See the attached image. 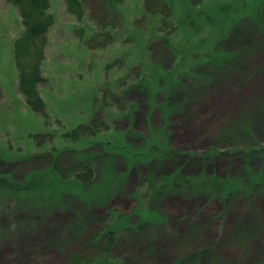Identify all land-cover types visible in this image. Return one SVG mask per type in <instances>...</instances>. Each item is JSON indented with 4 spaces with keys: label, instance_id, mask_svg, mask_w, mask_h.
Returning <instances> with one entry per match:
<instances>
[{
    "label": "rangeland",
    "instance_id": "obj_1",
    "mask_svg": "<svg viewBox=\"0 0 264 264\" xmlns=\"http://www.w3.org/2000/svg\"><path fill=\"white\" fill-rule=\"evenodd\" d=\"M115 9L88 0L79 22L51 0L39 115L14 58L22 19L0 0V174L48 187L26 193L40 214L0 191V264H175L198 251L201 264H264V32L245 21L264 26V0H166L154 16L145 0ZM211 56L231 66L206 65ZM203 65L214 80L184 90ZM77 129L78 142L64 138ZM72 150L62 179L45 155ZM89 167L95 178L75 195Z\"/></svg>",
    "mask_w": 264,
    "mask_h": 264
},
{
    "label": "trees",
    "instance_id": "obj_2",
    "mask_svg": "<svg viewBox=\"0 0 264 264\" xmlns=\"http://www.w3.org/2000/svg\"><path fill=\"white\" fill-rule=\"evenodd\" d=\"M8 3L12 4L13 6L17 7L19 11V15L22 19V23L24 25V33L21 37H19L15 41L14 45V58L16 62V66L20 73V91L25 96L28 106L31 107V109L39 114V115H45L46 113V105L40 95V86L45 81V78L42 73V65L45 61V50L46 46L48 44V33L50 29L55 24V17L52 13H50L49 9L51 7V0H5ZM66 4L67 11L76 18L79 22L83 21L86 17V7L88 0H63ZM104 4L107 5L109 13H112V9H115L119 7L125 0H101ZM166 0H145V7H146V13H151L153 16L159 13L158 7L161 5V3H165ZM117 10V9H115ZM111 11V12H110ZM119 12V11H116ZM246 17L245 21L249 24L251 23L254 25L252 28H257L260 32H264V26H263V19L262 21L259 20V18L252 19ZM240 25H243V21L239 23ZM251 26V25H250ZM80 33V32H79ZM246 49V48H245ZM244 50V49H243ZM223 56H225L228 59H236L239 56L238 52H233L229 54L221 53ZM209 61V62H208ZM206 62H208L206 65L211 66L212 68L215 67L220 70V68H224V66H231V63H227L226 60L223 62H220L216 59H214L212 56L209 59H206ZM205 64V63H204ZM221 64V66H220ZM204 66L201 68L200 71H194L195 74H200V78L198 82H191L186 85L184 90L186 89H194L195 87H201L204 86V84H208L214 80L215 75L214 73L217 71H213L209 69V67ZM190 74L193 75L192 69L190 71ZM189 75V73H188ZM194 76V75H193ZM198 78H196L197 80ZM180 86V88H183ZM264 108V106H263ZM93 122H96L94 120ZM98 127V124L96 122V128ZM81 129H79L80 131ZM78 129L73 130L71 132H68L64 135V138L71 140L73 142H78L80 140V133ZM78 151L77 149H75ZM75 151V152H76ZM74 152L73 150L71 152H58L57 155L50 153L49 155L45 156H54V159H50L51 164L53 166V170H55L56 174L62 178L60 175V168L62 166L61 161L63 159L64 161L69 163V159L65 157L64 155L70 154ZM53 154V155H52ZM58 155H60L61 159H59ZM114 161L112 160L111 164L109 165V171L114 172ZM53 174L54 176L56 174ZM13 175H6V174H0V191L6 192L11 194L14 200L17 201L16 209H18L20 206L21 210L26 207L27 211L31 214H40L42 213V203L37 206L33 201L36 199H27L26 201V193L27 195L32 194V190L40 189V191L36 194L39 195L41 192H45L48 190V187H43L45 185V181L40 182L39 185H36L33 181L34 177L32 176V183L31 184V178L28 177L26 179L25 183L17 182L16 179L12 178ZM14 177V176H13ZM122 176H115L113 179L118 183V188L122 185ZM63 179V178H62ZM70 181V180H69ZM72 183L74 186L80 188L79 190H72V192L75 195L81 196V192L83 189V185L76 179H73ZM121 188V187H120ZM211 189V193L213 195H216L215 191H213L216 188H209ZM230 190L231 187L229 188ZM188 190V189H187ZM206 190V189H204ZM64 191V190H62ZM209 192V191H205ZM17 194V195H16ZM34 194V193H33ZM228 194V193H226ZM35 195V194H34ZM83 200H85L84 195ZM215 197V196H214ZM19 198H22L24 201L20 200ZM13 201V200H12ZM86 201V200H85ZM91 203L89 201L86 202V208L84 210H89L91 207ZM35 206V207H33ZM24 209V210H26ZM44 209V208H43ZM76 223L79 225H85L86 223V217L84 214V211H81L76 214ZM78 219V220H77ZM37 221L34 219L33 222L29 223L30 226H36L37 227ZM150 224V223H148ZM82 226V227H83ZM151 226V225H150ZM153 230V228H152ZM151 230V231H152ZM113 233V232H109ZM0 236L3 237L2 234ZM112 239L109 241V244H111ZM1 243V239H0ZM107 253V252H106ZM207 251H198L194 252L192 254L187 255L184 259L182 258L181 261L175 263V264H184V263H190V264H201L202 257L204 254H206ZM89 262L86 261L85 257L83 259L77 258V257H69L66 264H88ZM103 263V262H102Z\"/></svg>",
    "mask_w": 264,
    "mask_h": 264
},
{
    "label": "water",
    "instance_id": "obj_3",
    "mask_svg": "<svg viewBox=\"0 0 264 264\" xmlns=\"http://www.w3.org/2000/svg\"><path fill=\"white\" fill-rule=\"evenodd\" d=\"M75 177L80 182H90L95 178V170L94 168L90 167L84 172L77 173Z\"/></svg>",
    "mask_w": 264,
    "mask_h": 264
}]
</instances>
